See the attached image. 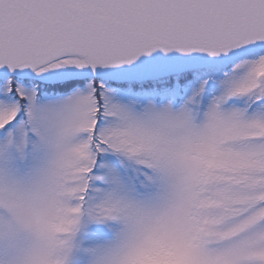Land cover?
<instances>
[{
  "label": "snow or ice",
  "instance_id": "6c2138e0",
  "mask_svg": "<svg viewBox=\"0 0 264 264\" xmlns=\"http://www.w3.org/2000/svg\"><path fill=\"white\" fill-rule=\"evenodd\" d=\"M0 264H264V0H0Z\"/></svg>",
  "mask_w": 264,
  "mask_h": 264
}]
</instances>
